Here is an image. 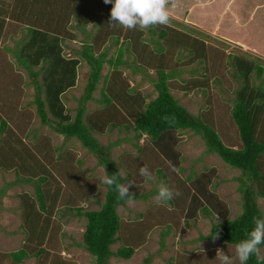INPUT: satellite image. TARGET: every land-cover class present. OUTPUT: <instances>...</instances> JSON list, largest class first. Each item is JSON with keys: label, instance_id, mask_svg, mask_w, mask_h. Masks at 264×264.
<instances>
[{"label": "rangeland", "instance_id": "374dc122", "mask_svg": "<svg viewBox=\"0 0 264 264\" xmlns=\"http://www.w3.org/2000/svg\"><path fill=\"white\" fill-rule=\"evenodd\" d=\"M0 1L2 9L8 10V19L0 40V116L9 126L7 131L0 132V159L5 161L0 164V264H95V258L82 245L86 218L77 214V208L81 212L100 208L106 187L98 177L106 175L105 169L98 164L97 157L77 139H65L48 124L41 123L34 102L36 85L27 70L18 64L14 52L15 49L18 53L19 44L29 37L28 25L33 24L31 20L34 16L25 15L21 18L15 13L18 18L14 19L9 15L15 11V6L12 8L11 4H15L16 0ZM191 1L172 0L167 5L170 17L168 25L187 32H190L189 28L200 31V34L194 35L205 41L206 58L190 62L186 50L181 49L179 69L169 82L170 91L193 115H201L204 119L213 116L214 127L223 142L239 147L231 110L235 90L240 86L242 78L234 75L232 56L244 55L264 67V52L241 48L215 34L217 31H214V27L217 25L208 24L207 14H202L196 6H184ZM181 8L187 9L185 11ZM185 12H189L186 17ZM49 13L50 9L44 15ZM176 21L182 24L177 25ZM69 22V32L76 36L63 41L65 56L75 55L73 50L82 48L81 39L88 33L92 35L96 28L92 23L79 28L75 17ZM143 35L145 43L154 37L148 33L147 28ZM143 43L135 47L130 40L121 38L118 44L108 41L106 48L109 49V58L113 59L118 49H123L122 60L128 65H119L121 80H126L131 94L139 93L147 102L156 96L153 84L142 72H134L132 69L133 61L139 63V57L144 53ZM114 71L110 64L104 63L92 94L93 99L86 103L83 120L87 116L92 124L97 121L95 129L98 128V132L92 131L93 136L118 166L124 178L122 184L133 182L129 185V192L139 197L117 207L121 226L117 241L110 247L115 251L122 246L135 244V252L128 259L111 256L107 264H219L216 259L217 250L232 256L235 246L221 244L205 236L210 232L213 222L225 216L233 219L241 213L242 194L238 189L241 171L226 164L217 154L208 153L203 139L192 131L173 134L175 139L171 147L175 150L177 163L164 155L147 135L136 140V132L122 125L127 122L132 124L130 115H123L122 110L119 114L108 111L105 104L100 102L104 100V94L112 97L109 92V88L113 87L112 81H119ZM147 73L156 78L153 69H147ZM88 75L89 67L82 61L78 66L76 85L62 96L72 118L76 115ZM263 79L264 73L257 78L254 71L251 76L254 84L261 83ZM37 80H40V76ZM48 117L51 118V115L48 114ZM112 120L116 122L115 126L111 125ZM6 136L13 141V146L6 144ZM133 153L138 155L134 157ZM143 165H147L153 173L152 181L145 180L139 174V168ZM195 174L199 176L196 178ZM39 176H45L47 180L40 181ZM17 177L32 179L8 186ZM195 178L214 194V198L207 200L199 196L200 203L191 211L189 207L193 204L192 196L198 187ZM35 183L50 191L58 186L60 189L57 210L46 214L51 219L38 246L30 241L32 224L27 222V209L24 206L28 196L34 203H38ZM161 183L173 191H179L180 195L167 203L157 204V186ZM255 199L264 218V198L257 196ZM204 205L209 206L210 214L201 210ZM20 249L27 250L28 256L15 263L10 252ZM261 255L264 256V245L261 247Z\"/></svg>", "mask_w": 264, "mask_h": 264}, {"label": "trees", "instance_id": "16d2710c", "mask_svg": "<svg viewBox=\"0 0 264 264\" xmlns=\"http://www.w3.org/2000/svg\"><path fill=\"white\" fill-rule=\"evenodd\" d=\"M171 2L172 0H170ZM15 4L12 2L11 7L14 5L15 11H18H11L9 16L12 18H18L15 13L21 18L25 15L34 16L31 20L33 24L29 23L28 25L29 37L19 44V52L16 53L15 49L14 52L18 64L27 70L33 78V84L36 85L34 102L41 123L48 124L55 132L62 134L65 139H77L84 148L97 157L98 164L104 167L106 175L117 174L118 182L122 184L124 178L121 176L118 166L92 134V131L98 132V128L95 129L97 121L93 125L87 116L86 120H83L86 103L93 99L92 94L99 82L103 65L104 63L110 64L115 69L114 74L119 81H112L113 87L109 88L112 97L104 94V100L100 102L105 104L108 111L119 114L122 110L123 115H130L133 120L132 124L127 122L122 125L127 129L132 128L136 132L134 135L136 140L144 134L147 135L159 146L164 155L177 163L175 150L171 147V143L175 139L173 134L192 131L203 139L208 153L217 154L226 164L241 171V176L238 177L240 181L238 189L242 194L241 213L233 219L225 216L221 220L213 222L211 230L205 238L233 246L245 239L246 234L254 227V218H263V213L255 198L257 196L264 198V79L261 83L254 84L251 82V76L255 71L256 77H261L264 67L258 61L248 59L244 55L232 56V63L235 67L234 75L240 76L242 81L235 90V99L231 110L232 121L238 132L239 147L229 146L223 142L214 127L213 116L210 115L204 119L201 115H193L178 102L170 91L169 82L179 69L181 49L186 50L190 62L202 61L206 58L205 41L194 35L195 33L200 34V31L189 28L190 32H187L168 24L154 25L147 28L148 33L153 34L154 37L149 40V43H145L143 40L144 29L109 26L112 4H105L104 0H16ZM48 9H50L49 15H44ZM5 10L0 5V40L5 30L6 19H8V10ZM53 17L55 22H53ZM74 17L79 28L89 23L94 24L96 28L92 35L88 33L81 39L82 48L73 50L75 55L65 56L63 41L74 39L76 36L69 32L68 26L69 20ZM176 24L182 23L176 21ZM121 38L130 40L131 44L136 45H134L135 47L144 42L142 44L144 53L140 55L139 63L133 61L132 69L134 72H142L153 84L156 96L147 102L144 101V96L139 93L131 94L126 80H121L119 65L127 64L122 60L123 49H118L114 59L109 58L107 42L111 40L118 44ZM139 38L140 41H137ZM82 61L88 65L89 75L79 100L76 115L72 118L65 108L62 96L68 89L76 85L78 66ZM149 68L155 71L156 78H152L147 73ZM38 76H40V80H37ZM48 114L51 115V118L48 117ZM111 116L117 118L116 115ZM111 125L115 126L116 122L112 120ZM8 127L4 118L0 116V132L7 131ZM5 135L7 134L5 133ZM5 139L8 146L13 143L9 137L6 136ZM12 149L15 152V149ZM4 162L3 159H0V164ZM24 170L26 169L24 168ZM198 176L195 174L196 178ZM31 179L17 177L8 186L31 181ZM39 180L46 181L47 179L45 176H39ZM195 184L198 187L192 196L193 204L189 207L191 211H194L200 203L199 196L207 200L214 198V194L207 191L198 179L195 180ZM35 185L38 203H34L28 196L25 198L24 206L27 209L25 212L27 222L32 224L29 233L30 241L35 242L34 244L38 246L45 234V227H48V222L51 219L46 214L57 210L60 189L58 186L50 191V189L41 188L39 183H35ZM105 187L104 200L100 203L99 209L81 212L80 208H77V214L86 218L82 245L95 258V264H107L111 256L128 259L135 252V244L122 246L115 251L110 248L117 241V234L121 226L117 207L123 205L125 201L118 200V193L114 190V186L110 187L105 184ZM131 194L134 198L139 197L138 194ZM201 210L204 213H211L208 205H204ZM201 238L203 239L202 236ZM10 256L13 262L19 263L28 256V252L25 249H20L10 252ZM247 264H258L256 256L253 255Z\"/></svg>", "mask_w": 264, "mask_h": 264}, {"label": "clouds", "instance_id": "9594fccd", "mask_svg": "<svg viewBox=\"0 0 264 264\" xmlns=\"http://www.w3.org/2000/svg\"><path fill=\"white\" fill-rule=\"evenodd\" d=\"M105 4H112L109 18V26L124 29L143 30L154 25H167L169 23V12L167 5L170 0H104ZM134 157L137 153L132 154ZM139 174L147 181L154 179L153 173L147 165L139 168ZM101 183L110 187L114 186V190L118 193V200L126 203L134 200L133 194L129 192L128 184L118 182V175H104L98 177ZM180 195L179 191H173L166 184L157 186L156 203H167L175 196ZM261 245H264V218H254V227L246 234V238L240 240L234 247L233 255L221 254V250H217L216 259L219 264H247V261L255 255L258 264H264V256L261 255ZM203 251V249H202Z\"/></svg>", "mask_w": 264, "mask_h": 264}, {"label": "crops", "instance_id": "0c3cea01", "mask_svg": "<svg viewBox=\"0 0 264 264\" xmlns=\"http://www.w3.org/2000/svg\"><path fill=\"white\" fill-rule=\"evenodd\" d=\"M184 6H196L202 14H207L208 24L217 25L215 34L229 43L264 52V0H192Z\"/></svg>", "mask_w": 264, "mask_h": 264}]
</instances>
